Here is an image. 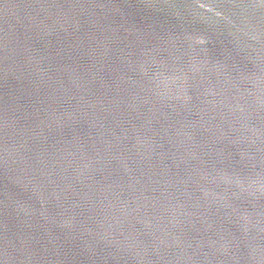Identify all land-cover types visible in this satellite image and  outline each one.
Returning a JSON list of instances; mask_svg holds the SVG:
<instances>
[{"label":"water","instance_id":"obj_1","mask_svg":"<svg viewBox=\"0 0 264 264\" xmlns=\"http://www.w3.org/2000/svg\"><path fill=\"white\" fill-rule=\"evenodd\" d=\"M0 264H264V0H0Z\"/></svg>","mask_w":264,"mask_h":264}]
</instances>
